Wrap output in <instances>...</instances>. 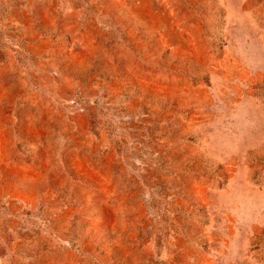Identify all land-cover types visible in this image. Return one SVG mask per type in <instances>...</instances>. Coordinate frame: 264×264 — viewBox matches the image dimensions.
I'll list each match as a JSON object with an SVG mask.
<instances>
[{"label": "rangeland", "instance_id": "1", "mask_svg": "<svg viewBox=\"0 0 264 264\" xmlns=\"http://www.w3.org/2000/svg\"><path fill=\"white\" fill-rule=\"evenodd\" d=\"M0 264H264V0H0Z\"/></svg>", "mask_w": 264, "mask_h": 264}]
</instances>
